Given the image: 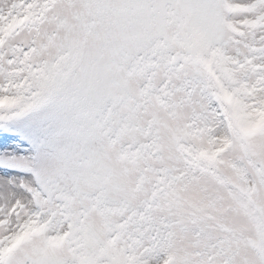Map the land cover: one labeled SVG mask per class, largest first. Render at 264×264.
Listing matches in <instances>:
<instances>
[{"label":"snow or ice","instance_id":"6c2138e0","mask_svg":"<svg viewBox=\"0 0 264 264\" xmlns=\"http://www.w3.org/2000/svg\"><path fill=\"white\" fill-rule=\"evenodd\" d=\"M0 264H264V0H0Z\"/></svg>","mask_w":264,"mask_h":264}]
</instances>
